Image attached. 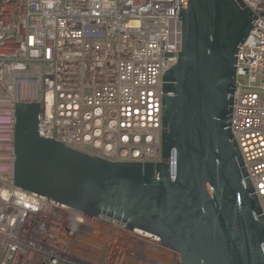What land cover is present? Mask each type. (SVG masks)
Listing matches in <instances>:
<instances>
[{
    "label": "built area",
    "instance_id": "1",
    "mask_svg": "<svg viewBox=\"0 0 264 264\" xmlns=\"http://www.w3.org/2000/svg\"><path fill=\"white\" fill-rule=\"evenodd\" d=\"M241 1L256 18L236 52L229 128L264 218V0ZM181 40L179 0H0V264H182L159 241L13 185L21 101L41 104V137L161 161L162 75Z\"/></svg>",
    "mask_w": 264,
    "mask_h": 264
},
{
    "label": "water",
    "instance_id": "2",
    "mask_svg": "<svg viewBox=\"0 0 264 264\" xmlns=\"http://www.w3.org/2000/svg\"><path fill=\"white\" fill-rule=\"evenodd\" d=\"M255 18L241 0H179L159 162L109 161L41 137V104L15 102L13 185L159 241L182 264H264V218L229 128L236 52Z\"/></svg>",
    "mask_w": 264,
    "mask_h": 264
}]
</instances>
